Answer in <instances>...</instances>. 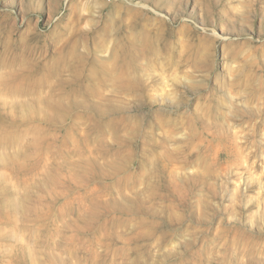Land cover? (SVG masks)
I'll list each match as a JSON object with an SVG mask.
<instances>
[{
  "label": "rangeland",
  "instance_id": "1",
  "mask_svg": "<svg viewBox=\"0 0 264 264\" xmlns=\"http://www.w3.org/2000/svg\"><path fill=\"white\" fill-rule=\"evenodd\" d=\"M0 264H264V0H0Z\"/></svg>",
  "mask_w": 264,
  "mask_h": 264
}]
</instances>
